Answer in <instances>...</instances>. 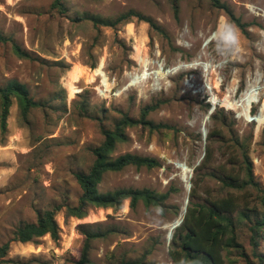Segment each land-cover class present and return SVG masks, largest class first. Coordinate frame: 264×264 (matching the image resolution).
<instances>
[{"label":"rangeland","instance_id":"rangeland-1","mask_svg":"<svg viewBox=\"0 0 264 264\" xmlns=\"http://www.w3.org/2000/svg\"><path fill=\"white\" fill-rule=\"evenodd\" d=\"M219 1L248 24V35L235 26L227 32L224 11L207 0H179L177 19L168 0H62L64 13L52 8L53 0H0V34L11 40L0 43V87L16 80L35 100L48 104L32 110L26 122L15 102L9 108L7 129L0 137V248L20 225L61 206L57 242L49 236L10 242L0 264H72L82 245L76 228L92 223L113 229L92 243V264H107L111 254L115 259L136 258L146 251L151 264H172L168 245L173 231L168 237L166 226L179 215L174 209L179 213L187 205L193 168L204 157L215 109L223 110L234 133L247 143L254 181L264 188V120L255 119L264 103V0ZM129 10L152 19L166 36L136 18L99 32L86 20L74 21L87 13L113 18ZM12 43L30 59L18 58ZM137 74L141 77L131 84ZM249 85L257 88V102L245 107L240 101ZM157 101L161 104L147 118L172 129L126 128L127 140L116 145L112 156H146L161 166L106 173L99 190L169 192L163 207L140 202L130 209L126 200L116 211L90 208L82 219L65 218L64 205H75L81 193L74 174L90 168V149L103 139L100 128L111 129L122 115L138 118L143 106ZM232 103L239 105L229 109ZM82 104L86 112H81ZM226 147L217 139L212 143L207 173L220 166L229 169ZM199 189L202 198L225 194L208 176ZM255 195L260 193L255 190ZM238 241L256 264L253 252L264 254V237L253 248L243 226ZM226 264L246 263L232 252Z\"/></svg>","mask_w":264,"mask_h":264},{"label":"trees","instance_id":"trees-1","mask_svg":"<svg viewBox=\"0 0 264 264\" xmlns=\"http://www.w3.org/2000/svg\"><path fill=\"white\" fill-rule=\"evenodd\" d=\"M207 1L214 8L224 11L229 25L227 32L235 26L243 35H248V24L242 23L226 4L219 0ZM168 2L174 18L177 19L179 0H168ZM52 8L59 13L65 12L62 0H53ZM133 18L147 23L153 31L166 36L152 19L133 10L120 13L113 18H103L87 13L74 21L79 23L86 20L99 32L100 28L115 29L119 25L130 22ZM8 42L11 40L0 34V43L7 44ZM12 50L18 58L30 59L29 53L15 43H12ZM92 67L94 68V65ZM56 99L62 101L63 98L57 96ZM13 102L16 103L23 122L27 121L32 110L48 106L46 102L35 100L25 84L16 80L9 81L4 87H0V137L6 132L9 108ZM160 104L161 102L157 101L143 106L138 118L122 115L114 121L111 129L100 128L103 139L99 145L90 149L94 158L90 168L87 172L74 174L81 193L75 205H64L65 218L82 219L90 208L116 211L126 200L129 202L130 209H135L140 202L145 207H163L169 192L158 193L146 188H118L107 192L99 190V185L106 173H117L127 167L150 170L161 166L158 160L146 156L131 153L112 156L116 145L127 140L126 128L140 125L150 132L172 129L168 124L155 123L147 118ZM80 109L81 112H86V105L82 104ZM209 118L212 125L206 136L204 157L199 165L193 168L194 176L190 183L186 210L181 223L173 230L168 245V256L172 264H226L228 256L234 252L246 264H255L249 260L242 244L238 241L239 230L244 226L249 232L251 246L258 247L259 241L264 237V188L261 189L254 181L247 143L241 141L234 133L233 124L227 122L223 110L215 109ZM216 139L227 145L229 169L220 166L210 169L207 173L214 156L212 143ZM234 151L236 155H232ZM206 176L217 181L219 191L225 194L217 197H200V184ZM255 190L260 193V196H253ZM256 203L263 210L262 214L258 211ZM60 209L61 206H54L52 209L39 212L35 222L20 225L12 233L10 241L0 248V257L5 256L10 242L30 243L43 236H49L52 241L57 242L60 229L56 222V215ZM173 213L177 216V209H174ZM76 230L82 237V245L79 258L72 261V264H92L90 259L92 243L105 239L113 232V229L105 230L101 223H92L78 225ZM253 253V257L257 259L256 264H264V254ZM148 254L149 252L146 251L136 258L122 256L120 259H115L111 254L107 258V264H151L146 260Z\"/></svg>","mask_w":264,"mask_h":264},{"label":"bare ground","instance_id":"bare-ground-1","mask_svg":"<svg viewBox=\"0 0 264 264\" xmlns=\"http://www.w3.org/2000/svg\"><path fill=\"white\" fill-rule=\"evenodd\" d=\"M100 68H101V66H99V68L95 71V74H96V75H100ZM76 76H78V75L76 74ZM139 77H141L139 74L134 75L133 78H132L131 84H134L135 81H136L137 79H139ZM131 84H130V85H131ZM69 86H70L71 88H73V86H72L71 84H69ZM243 94H244V95H243V98L241 99L240 102H243L244 105H245V107H248L252 102L255 101V97H256V95H257V88H256L255 86H253V85H249ZM255 102H257V101H255ZM238 105H239L238 103H232V105H230L229 109H233L232 106L237 107ZM234 109H235V108H234ZM234 109H233V110H234ZM263 109H264V103H263L262 106H261V110H260L259 114H258V115L256 116V118H255L258 122H261V121L264 120V113H262V110H263ZM205 119H206V117H205ZM185 182H186V181H185ZM186 189H187V188H186ZM187 190H188V189H187ZM186 206H187V205L184 203V204L181 206L180 212L178 213V214H179L178 217L174 220V222H172V224H169V225L166 226V229H167V231H168V234H167L168 237H169V234L171 235V233H172V231L174 230V228L179 224V222H180L181 219L183 218V215H184L185 210H186V209H185Z\"/></svg>","mask_w":264,"mask_h":264},{"label":"water","instance_id":"water-1","mask_svg":"<svg viewBox=\"0 0 264 264\" xmlns=\"http://www.w3.org/2000/svg\"><path fill=\"white\" fill-rule=\"evenodd\" d=\"M211 112H212V108L210 109L209 114H210ZM187 202H188V200H187ZM181 221H182V219H181ZM181 221L179 222V224L181 223ZM179 224H178V225H179ZM178 225H177V226H178ZM170 236H171V235L169 234V237H170Z\"/></svg>","mask_w":264,"mask_h":264}]
</instances>
